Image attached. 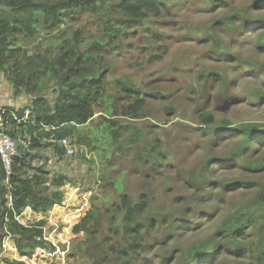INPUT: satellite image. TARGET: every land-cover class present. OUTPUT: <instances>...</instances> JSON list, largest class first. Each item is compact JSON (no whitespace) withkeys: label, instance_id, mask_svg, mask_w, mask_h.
Returning a JSON list of instances; mask_svg holds the SVG:
<instances>
[{"label":"trees","instance_id":"obj_1","mask_svg":"<svg viewBox=\"0 0 264 264\" xmlns=\"http://www.w3.org/2000/svg\"><path fill=\"white\" fill-rule=\"evenodd\" d=\"M254 1L256 11L264 12V0ZM167 13L169 10L163 0H0V74L8 81L17 101L29 99L28 106L23 109L3 103L10 110H17L21 118L30 110L28 123L13 122L11 126L17 133H27L31 147L37 151L30 154L19 149L9 180L0 158V260L9 236L21 257L32 258L38 249L55 251L44 239L47 221L24 226L16 217L28 208L48 215L55 206H62L63 188L78 184H72L65 171L52 172L48 163L40 164L45 158L43 153L49 150L51 157H57L63 166L70 161L72 169L77 160L90 163L85 156L66 158L60 142L77 139L78 144L84 145L80 129L94 122L98 114L109 115L103 120L110 135L108 141L117 149L116 154L132 149L138 166L147 169L152 166L155 171L159 165L157 161L166 157L159 138L151 140L153 134H144L141 128L114 121L121 117L138 122L150 116L153 110L150 104L164 94L156 90L155 85H151L148 92L142 90L130 77L114 80L113 56L133 53L140 58L138 65L143 68L140 52L133 46H122L118 38L124 36V29H142L147 20L161 19ZM86 18L82 29L74 28ZM93 19L97 23L94 40L90 38L92 25L95 26ZM226 20L231 34L240 33L238 20L245 26L261 21V31L264 30V18L248 16L247 10ZM43 25L48 34L58 33L53 39L57 42L47 50L30 52L20 44V39L32 42ZM89 42L91 44L85 45ZM256 42L259 49L264 48L262 35L256 36ZM226 53L224 55L231 56L239 67L243 65L249 71L257 70L264 75V63L242 62L232 52ZM161 61L153 53L148 64L154 66ZM203 76L208 80L219 76L226 79L225 74L215 72ZM48 94L54 95V100ZM256 99L260 101L264 96L258 94ZM104 106L106 110L101 108ZM163 111L168 115L173 112L170 108ZM200 118L207 128L219 126L208 112ZM221 131L226 133L213 135L217 143L225 134L239 139L237 147L228 153L226 163L229 165L225 166L223 176L215 182L204 183L208 179L207 168L189 179L181 176L180 181L186 182V194L173 199L158 212L154 211L150 195L144 191L137 201L123 193L108 208L100 207L92 199L91 210L73 229L75 235L84 234L85 239L74 247L71 256L80 257L86 264H147L151 255H157L152 259H159L162 250V264H238L252 257L253 264H264V184L258 181L264 174V157L258 155L260 149L264 150V126L246 124ZM17 133L11 135L16 137ZM228 139L233 138L224 141ZM146 175L149 176L150 171ZM210 185L212 190H209ZM237 190L251 194L254 199L250 205H242L239 212L223 217V207L229 202L227 194ZM11 195L10 207L8 196ZM212 203L217 208L208 212L206 207ZM208 223L215 229L196 245L165 252L177 239L202 230ZM250 234H259L262 239L257 251L245 244Z\"/></svg>","mask_w":264,"mask_h":264},{"label":"rangeland","instance_id":"obj_2","mask_svg":"<svg viewBox=\"0 0 264 264\" xmlns=\"http://www.w3.org/2000/svg\"><path fill=\"white\" fill-rule=\"evenodd\" d=\"M163 4L169 13L164 14L161 19L147 20L142 29H124V36L117 41L122 46H133L137 49L143 58L144 67L138 65L140 58L133 53L114 55L113 66L116 68L114 77H117L114 80L130 77L147 92L151 85H155L156 90L164 96L150 104L149 107L153 109L150 116L146 115L138 122L121 117L114 121L119 120L123 125L128 123L141 128L144 134H153L151 140L159 138L164 145L166 157L157 161L159 165L155 171L152 166L149 169L143 165L138 166L132 149L116 154L117 149L108 141L110 135L103 120L109 118V115L98 114L94 122L80 129L84 145L78 144L77 139H69L75 148L74 156H85L91 162L77 160L73 169V165L68 164L70 161L65 162L60 172L65 171L72 184L75 182L78 185H67L63 188L65 200L62 206H59L61 210L57 209L55 217H50V226L45 225L44 239L64 251V256L60 253L51 256L49 249H38L32 258L23 259L19 253L17 255L10 243L8 251L14 253L4 252L1 259L5 264L7 261H21L22 264H86L80 257L71 256L75 252L74 247L85 239L84 234L75 235L73 229L91 210L92 199L96 200L100 207L108 208L123 193L129 194L137 201L140 193L144 191L150 195L153 209L158 212L173 199L186 194V182L180 181L181 176L189 179L194 173L207 168L208 179H205L204 183H208L209 180H218L224 175V168L229 165L226 163L228 153L237 147L239 139L234 135L225 134L217 143L213 135L226 133L221 131L222 129L234 130L246 124L264 126V99H256L258 94L264 96V75L257 70L249 71L243 65L239 67L231 56L224 55L230 51L242 62L264 63V48L259 49L256 42V36L262 35L264 38L261 21L245 26L238 20V30L241 31L231 34L226 20L227 17H233L243 10H247L248 16L253 18H264V12L256 11L255 1L163 0ZM87 19L74 28L82 29ZM92 21L95 23V19ZM96 25L97 23L92 25V40L95 39L93 33ZM57 34H48L43 25L36 32L35 38L31 39L32 42L20 39V44L30 52H41L57 42L53 40ZM153 53L162 61L150 66L148 60ZM212 72L225 74L226 79L219 76L217 79L208 80L203 76ZM0 90V93H4L3 96L9 94L12 99L17 100L13 97L8 81L1 74ZM111 93L114 94L113 91ZM48 96L54 100V95ZM101 108L106 110L105 106ZM165 108L173 110L171 115L163 111ZM204 112L213 116L219 123L218 128H213L214 125L208 128L203 125L200 115ZM101 115L103 117H100ZM225 138L233 139L224 141ZM143 143L149 145L145 141ZM49 153L48 150L43 154ZM258 155L264 157V150L260 149ZM148 171L149 176L146 175ZM156 173L161 176H154ZM258 181L264 184V174ZM210 189H213L211 185ZM231 192L227 194L229 202L223 207V217L242 210V205L248 206L254 199L244 191ZM216 208V204L212 203L206 210L214 212ZM38 222L32 219L31 223ZM213 228L215 229V226L208 223L202 230L177 239L165 252L196 245L199 240L210 234ZM261 240L259 234H250L245 244L252 251H257ZM162 255V250L159 251L157 260L152 259L157 255H151L152 258L147 264H162ZM254 261V257L246 258L243 263L238 264H253Z\"/></svg>","mask_w":264,"mask_h":264},{"label":"built area","instance_id":"obj_3","mask_svg":"<svg viewBox=\"0 0 264 264\" xmlns=\"http://www.w3.org/2000/svg\"><path fill=\"white\" fill-rule=\"evenodd\" d=\"M29 115H30V110H27L25 117L21 118L17 114V110L12 111L8 109L4 105L3 100L0 98V158H1V162L3 164L4 170L7 176V180H9V178L13 174V166L15 164L16 157L19 155L20 148H23L24 151L30 154H34L37 152L31 147L30 142L28 141L25 132L19 131L18 133L20 134H18L14 130L13 126H11L12 125L11 123L13 122H16L18 125H21L23 123H28ZM12 133H17L18 135L16 134V137H13L11 135ZM60 144L64 147L66 151V158L68 159L73 158L76 152L70 140H67V139L63 140L62 142H60ZM46 161L47 159L45 157L43 162L45 163ZM8 199L10 203L9 206L11 207L12 201H13L12 195L8 196ZM51 216L52 215H50V217ZM16 219L19 223H21L24 226H28L32 224L31 216L26 215L25 211L21 215L17 216ZM12 240L13 239L10 236L6 238L4 245H3L4 252L8 251L10 247L9 244ZM53 246L55 247V251L49 252L51 256L57 253H60L62 255L65 253L60 248H58L56 245L53 244ZM14 250L18 251L16 248H14Z\"/></svg>","mask_w":264,"mask_h":264},{"label":"crops","instance_id":"obj_4","mask_svg":"<svg viewBox=\"0 0 264 264\" xmlns=\"http://www.w3.org/2000/svg\"><path fill=\"white\" fill-rule=\"evenodd\" d=\"M1 91V90H0ZM4 95V93H0V98L4 101V103H6V102H8V105H12V106H14L15 105V107L17 108V109H23V108H25L26 106H28V103H27V101H29V99H27V98H20L18 101L17 100H14V99H12L11 97H10V95L9 94H6L5 96H3ZM27 103V104H26ZM42 152H44V151H42ZM44 157H46V159H47V161L45 162V163H48V168L52 171V172H60V170L61 169H63L64 168V166H63V164L61 163H59L58 162V158L57 157H55V158H52L51 157V153H49V154H45L44 155ZM44 161V160H43ZM40 162V164L41 163H44V162ZM62 166H63V168H62ZM61 210V208L59 207V206H55L54 207V209L48 214V215H41V214H37V213H35L31 208H28L26 211H25V213H26V215H30L31 216V219H33L34 221L35 220H37V221H41V220H43V221H47V224H48V222H49V219H50V215H52V218H54L55 217V213H56V210ZM51 220V219H50ZM54 221V220H53ZM51 222V221H50ZM46 224V225H47ZM49 226L51 225V224H48ZM45 229H46V227H45ZM10 243H12V245H13V247L12 248H16V246H15V242H14V240H12ZM7 252H10V253H14V252H12L11 250H9V251H7ZM16 253H17V255H18V251H16ZM49 253V252H48ZM20 255V254H19ZM21 257V256H20ZM23 259L25 258V257H22ZM0 264H5L3 261H2V259H1V261H0Z\"/></svg>","mask_w":264,"mask_h":264}]
</instances>
